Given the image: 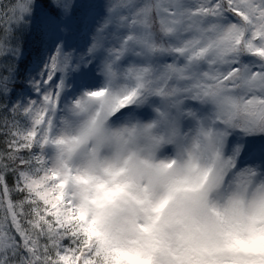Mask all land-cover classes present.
I'll use <instances>...</instances> for the list:
<instances>
[{"label":"snow or ice","instance_id":"6c2138e0","mask_svg":"<svg viewBox=\"0 0 264 264\" xmlns=\"http://www.w3.org/2000/svg\"><path fill=\"white\" fill-rule=\"evenodd\" d=\"M0 138V264H264V0H0Z\"/></svg>","mask_w":264,"mask_h":264},{"label":"rangeland","instance_id":"374dc122","mask_svg":"<svg viewBox=\"0 0 264 264\" xmlns=\"http://www.w3.org/2000/svg\"><path fill=\"white\" fill-rule=\"evenodd\" d=\"M39 54H40L39 45L36 39L32 37H26L25 38V58L22 60V64L27 65L29 62V59L31 63H33V61L39 56ZM31 66L33 65H30L29 68H31ZM24 69H27V66L24 67Z\"/></svg>","mask_w":264,"mask_h":264},{"label":"trees","instance_id":"16d2710c","mask_svg":"<svg viewBox=\"0 0 264 264\" xmlns=\"http://www.w3.org/2000/svg\"><path fill=\"white\" fill-rule=\"evenodd\" d=\"M30 65H33V63H31V61H30V59H29V62H28L27 65L21 63V69L23 70L24 67H26V66H27V68H29ZM31 67H32V66H31ZM2 146H3V138H0V147H2ZM14 196H15V194H14Z\"/></svg>","mask_w":264,"mask_h":264}]
</instances>
